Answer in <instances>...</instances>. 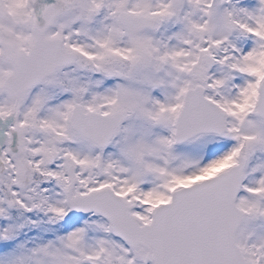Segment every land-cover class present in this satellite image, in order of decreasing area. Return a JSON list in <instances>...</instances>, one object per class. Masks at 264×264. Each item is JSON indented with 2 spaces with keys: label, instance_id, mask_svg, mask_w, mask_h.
Here are the masks:
<instances>
[{
  "label": "snow or ice",
  "instance_id": "1",
  "mask_svg": "<svg viewBox=\"0 0 264 264\" xmlns=\"http://www.w3.org/2000/svg\"><path fill=\"white\" fill-rule=\"evenodd\" d=\"M0 264H264V0H0Z\"/></svg>",
  "mask_w": 264,
  "mask_h": 264
}]
</instances>
